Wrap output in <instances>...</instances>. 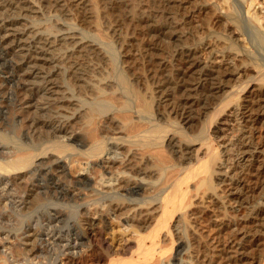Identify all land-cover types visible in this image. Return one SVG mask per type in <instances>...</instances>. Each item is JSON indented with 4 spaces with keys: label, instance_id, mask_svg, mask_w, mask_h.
<instances>
[{
    "label": "bare ground",
    "instance_id": "obj_1",
    "mask_svg": "<svg viewBox=\"0 0 264 264\" xmlns=\"http://www.w3.org/2000/svg\"><path fill=\"white\" fill-rule=\"evenodd\" d=\"M243 2L0 0V98L8 92L27 113L15 118L18 139L0 130V264H74L94 239L104 248L94 264H264V234L247 245L258 233L253 226L264 228V141L261 151L254 143L256 130L264 131V17H246ZM202 18V26L225 32L207 33L225 44L207 61V42L193 30ZM238 74L247 81L237 87ZM143 77L152 92L138 88ZM250 83L260 95L244 106ZM233 104L242 128L223 162L217 133L203 124L189 133L182 123L213 122ZM116 166L124 177L98 185ZM75 167L88 175L71 177ZM213 181L225 196L206 202L229 213L240 207L243 219L229 214L214 225V242L203 244L194 209ZM10 212L21 226L7 230ZM122 216L132 237L114 244L112 226ZM44 254L52 258L43 262Z\"/></svg>",
    "mask_w": 264,
    "mask_h": 264
},
{
    "label": "rangeland",
    "instance_id": "obj_2",
    "mask_svg": "<svg viewBox=\"0 0 264 264\" xmlns=\"http://www.w3.org/2000/svg\"><path fill=\"white\" fill-rule=\"evenodd\" d=\"M213 1H215V0H195V3H196V5H199V4H204V3H206V2H213ZM222 1V0H221ZM231 1V0H230ZM204 2V3H203ZM218 2H220V1H218ZM199 3V4H198ZM243 9H244V13H245V16L246 17H250V18H252L254 15H256L257 13H261L260 15L261 16H263L264 17V0H255L254 2H253V0H244V2H243ZM42 13H40V17L42 18ZM211 15V14H210ZM214 17L213 18H215V15H213ZM213 18H212V20H213ZM43 19V18H42ZM200 20V21H199ZM197 21H199V23L197 22L195 25L197 26V27H195V29H193L194 30V35H195V38H196V41H200V42H207V44H206V46L204 47V50H202V52H201V57H202V59L204 60V61H207V60H209L210 58H212V56L213 55H215V54H218L219 52H221V51H223L224 49H225V44L224 43H222V42H217L216 43V39H210L209 40V38H208V34L207 33H212V32H215V34H217V36H219V37H223V35H225V32H224V28L223 27H221V26H219V27H215V26H213L212 25V27L210 28L209 26H207V28H206V26L203 24V26H202V23H203V18H202V20L201 19H198ZM263 21H264V18H263ZM30 21H29V19L27 20H25L24 22H23V24H25V25H30ZM264 23V22H263ZM199 26V27H198ZM84 27H86V26H84ZM204 27H205V29H204ZM20 28V30H23V29H25V27L22 25V26H20L19 27ZM74 28H77V26L76 27H74ZM85 30V29H84ZM198 30V31H197ZM263 31H264V29H263ZM85 32H87L86 30H85ZM205 32V33H204ZM220 32V33H219ZM207 34V35H206ZM222 34V35H221ZM109 35V34H108ZM221 35V36H220ZM87 36H89V35H87ZM216 36V35H215ZM208 39H207V38ZM134 38H137V37H134ZM112 41V40H111ZM168 42V41H167ZM115 42H114V40H113V42H112V44H114ZM224 44V45H223ZM115 45H116V43H115ZM162 45H164L163 43H162ZM169 45V47L171 46V44H168ZM242 45H244V46H247V44H245L243 41H242ZM165 46H167V44L165 45ZM116 47V46H115ZM168 47V49H173L174 47H173V45H172V47L171 48H169ZM248 47H249V45H248ZM60 48V47H59ZM117 49V48H116ZM221 49V50H220ZM70 50V49H69ZM117 51H118V49H117ZM131 51H132V53H133V49H131ZM217 51H219V52H217ZM119 53V52H118ZM131 53V54H132ZM134 53H135V55L136 54H140L138 51L136 52L135 50H134ZM137 55V56H138ZM121 56H122V54H121ZM120 60V59H119ZM169 61H170V63L169 64H171V65H174V61H173V58H170L169 59ZM221 61V59H219L218 60V62H220ZM122 63V62H121ZM230 64L232 65V67L233 68H237V66L238 65H240L241 63H239L238 61H230ZM235 66V67H234ZM250 73H252V72H250ZM250 73H249V75H250ZM241 74H238V75H235L234 76V78H233V80H232V85H236L237 87L238 86H242V84H244L246 81H247V76H245V75H241ZM143 80V81H142ZM142 80H141V82L139 81V83L137 84V86H138V88H139V85L142 87V89H143V84H145V85H148V87L150 86V90H151V92H152V86H151V83H149V81L146 79H144V77L142 78ZM244 82V83H243ZM142 83V84H141ZM251 84V85H250ZM249 84V87L246 89V91L244 92V94L241 96L242 97V99H246V100H244L242 103V105H247L251 100H253L254 98H256L255 100H257L258 98H257V96L258 95H260V90L258 89V88H256L255 87V85L253 86V83H250ZM140 87V88H141ZM9 88L10 87H8V90H9ZM12 89V88H11ZM259 91V92H258ZM8 96H7V95ZM152 96H153V93H152ZM259 97V96H258ZM236 103H238V100H237V98H234L233 99ZM16 105V103L14 102V97L13 96H10L9 95V93L8 92H6L5 94H3V96L0 98V110H3V108H4V110H3V113H0V130H1V132L3 131L4 133H6L7 134V132H8V134H9V136H15L16 138H17V131L19 130V129H16V128H19L18 127V124H17V122H16V119L15 118H25L26 117V114L27 113H23V112H21V113H19V111H17L18 109H16L17 107L15 106ZM234 105V104H233ZM231 106V107H228V108H226L213 122L212 121H210V119L209 120H207V119H203V120H200V122H199V120L198 121H195L194 123H190L189 125L188 124H186L185 122H183L182 123V125L184 126V128L185 129H187V132H189V133H195L196 131H197V129L198 128H200L201 126H202V124H203V126L205 127V129H209L210 128V130L211 131H214L213 132V134L214 133H217V134H214V137H217V138H219V139H215L216 141H214V146H216L217 148H218V154H222V156H223V162H225L227 159H229V154L228 153H225V155H224V153L223 152H225L227 149H225V148H227L228 146H227V144L229 143V140H232L233 142H235V141H237V138H238V134L240 133V130H241V128H242V126L240 125L241 124V120H240V116L238 115V112L237 111H235V109H236V106L237 105H234V106ZM2 107V108H1ZM243 111H244V109H243ZM212 110L209 112L210 114H212ZM3 114V115H2ZM210 114H209V116H210ZM167 118H168V116H167V114L165 115ZM208 116V117H209ZM171 117L173 118L174 116H172L171 115ZM23 118V119H24ZM171 119V118H170ZM21 120V119H20ZM204 121H205V124H204ZM212 122V123H211ZM16 123V124H15ZM201 124V125H200ZM222 124V125H221ZM191 125V126H190ZM69 127L71 128L72 127V129L74 130V131H76V133H79L80 131L78 130V128L80 127V125H75V127H74V125L73 124H69ZM77 127V128H76ZM14 128H15V131H13L14 130ZM217 128H219V129H217ZM5 129V130H4ZM77 129V130H76ZM221 129V130H220ZM218 130V131H217ZM7 131V132H6ZM11 131H13L12 133H11ZM78 131V132H77ZM217 131V132H216ZM10 132V133H9ZM15 133H16V135H15ZM264 131H262V129H258V130H256V132H255V136H254V143L255 144H259L258 145V147H259V151H261L260 150V146H261V143L264 141ZM262 136V137H261ZM18 139V138H17ZM228 141V142H227ZM111 148V146H109V149ZM263 155H264V153H263ZM107 159L109 158H111L112 160L115 158V156H114V154H113V149L112 150H110V152H109V155H107V156H105ZM124 159V155H119L117 158H116V160H114L115 162H120L121 160H123ZM119 166V165H118ZM118 166H116V171H114V177H112L113 179H110V178H108V177H106L105 179H104V182H99V184L98 185H102V187H104L105 189H107V188H110L111 186H113V185H115V183H116V181L115 180H117V179H120V178H123L124 176L122 175V174H119L118 175V171H119V167ZM225 166V165H224ZM83 168H76L75 167V169L74 168H72L71 169V171H72V173H71V177H73V178H75V179H78V178H81V177H85V176H87L88 175V173L89 172H87V171H85L84 169L82 170ZM213 184L215 185V183H214V181H213ZM98 185H95V189H97V188H99L100 189V186H98ZM213 185V186H214ZM94 186V185H93ZM214 189V190H213ZM213 189L212 190H210V192L208 191V194H207V192H203L201 195V197H202V199H203V202L205 203L206 202V200H210V195H214V197L216 196V195H220V196H222V199H223V196H225V191H223L224 190V186H222V187H219V186H214L213 187ZM98 190V189H97ZM215 192V193H214ZM204 193H205V196H204ZM212 197V196H211ZM212 199V198H211ZM221 198H220V200H222ZM204 203H202V204H200V202H199V204H198V202H196V208L194 209V211H196L197 213H198V215H197V219L199 220L198 221V229H199V234H200V236H201V241H202V243L203 244H205L207 241H211V239H212V242H214V238H216L217 237V230H216V228H215V226L214 225H216V224H218L219 222H222V221H225V218H228V216H230L233 212H232V210L230 209V212L231 213H229V212H227L226 211V209L224 210L223 208H222V205H221V207H220V205H219V207L217 206V205H211V204H208L207 202V204H205L204 205ZM235 206V205H234ZM238 206L236 205L235 206V208H237ZM240 208V207H239ZM237 209L238 210V213H233V215L234 214H238V215H240L239 217H241L242 218V208H240V209ZM40 210H38L37 211V215L36 216H42V214H45V213H43L44 212V210H41L40 212H39ZM68 211H70V210H68ZM225 211L227 212V213H225ZM200 212H201V214H200ZM203 212V213H202ZM11 213V212H10ZM12 214V215H11ZM10 215H11V217L13 218L12 220V222L11 223H7V224H5L6 226H5V228L7 229V230H12V229H14V228H17V227H20L21 225H20V218L19 217H17V215L16 214H14V213H11ZM230 214V215H229ZM16 215V216H15ZM28 216V215H27ZM44 216V215H43ZM199 217V218H198ZM248 218V217H247ZM246 218V219H247ZM26 218H24L23 220H25ZM125 219H126V217L125 216H122L121 217V220L120 221H116L115 219H114V223H113V229H114V232H113V234H114V236H113V240L115 239L116 241H114V244L116 243H119L120 241H122V239L123 240H128V239H131V235H130V232H127V230H126V226L124 225L125 224ZM243 219V218H242ZM249 219H251V221H253L254 220V222H255V224H257L258 222H260V219L259 218H256V216L254 217V216H252V217H250ZM18 220V221H17ZM70 220V221H69ZM68 220V223H73L72 221H74V219L72 218V219H69ZM201 220V221H200ZM17 223H16V222ZM196 221V220H195ZM217 221V222H216ZM219 221V222H218ZM14 222V223H13ZM24 222V221H23ZM68 223H67V225H68ZM259 224V223H258ZM257 224V225H258ZM20 225V226H19ZM67 225H66V221L65 222H63L60 226L63 228L62 230L64 231H62L61 229H60V232H63L64 234H65V232L67 231ZM15 226V227H14ZM60 227V228H61ZM255 229H253V230H255V231H257L258 233H256V235H254L255 237H253L252 236V234L250 233V234H248L247 235V239L251 242H249V244H247L248 246H250L252 243H254V242H256V244H258L257 242H258V239H260V238H262V237H264V235L262 236V234H264V228L263 227H261V226H256V225H254L253 226ZM259 228H260V230H259ZM259 231H258V230ZM262 229H263V231H262ZM262 232V233H261ZM224 234V233H223ZM259 234V235H258ZM250 235H251V237H250ZM258 235V236H257ZM262 236V237H261ZM3 237L4 236H2V237H0L1 239L0 240H2L3 239ZM225 237L227 238V236L226 235H222V238H221V240L223 241H221L222 243H224V240H225ZM253 237V238H252ZM258 237V238H257ZM253 239H255V241L253 240ZM96 239H94V240H92L91 242H92V245H93V251H91L89 254H83V255H80V257H78V258H76L75 260H74V264H92L93 262H94V260L99 256V255H101V254H103L104 253V248H102V245H100V242H99V240H96ZM226 241V240H225ZM253 241V242H252ZM97 243V244H96ZM226 243V242H225ZM224 243V244H225ZM223 244V245H224ZM219 250H221V249H223V246L222 247H219L218 248ZM252 251V250H251ZM11 252H12V255H14V256H16V258H19L20 257V255H21V253H22V250H21V247L18 245V244H16V242H13V244H12V250H11ZM222 253L223 252H218V254L217 255H222ZM93 254V255H92ZM47 255V256H46ZM44 256V258L45 257H47L48 259L47 260H43V262H48L52 257L50 256V254L48 255V254H44L43 255ZM52 256H53V258H55L54 256L55 255H53L52 254ZM97 256V257H96ZM215 260H218V263H222V262H220V259L219 258H215ZM264 259H259V261L261 262V261H263ZM42 261V260H41ZM258 261V262H259ZM250 263H252V261L250 262ZM94 264V263H93ZM199 264V263H198ZM247 264V263H246ZM258 264V263H257Z\"/></svg>",
    "mask_w": 264,
    "mask_h": 264
}]
</instances>
